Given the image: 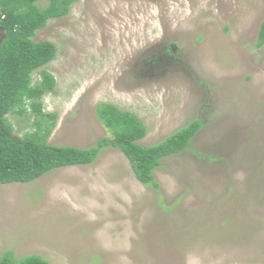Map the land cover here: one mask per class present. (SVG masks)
I'll list each match as a JSON object with an SVG mask.
<instances>
[{
	"label": "rangeland",
	"instance_id": "1",
	"mask_svg": "<svg viewBox=\"0 0 264 264\" xmlns=\"http://www.w3.org/2000/svg\"><path fill=\"white\" fill-rule=\"evenodd\" d=\"M50 0H39L45 7ZM264 0H79L36 40L56 44L42 70L56 115L48 142L87 148L111 136L97 105L136 113L151 145L195 119L188 149L142 183L125 154L0 184V257L50 264H264ZM172 46L173 52L168 51ZM9 114L14 134L35 129Z\"/></svg>",
	"mask_w": 264,
	"mask_h": 264
},
{
	"label": "trees",
	"instance_id": "2",
	"mask_svg": "<svg viewBox=\"0 0 264 264\" xmlns=\"http://www.w3.org/2000/svg\"><path fill=\"white\" fill-rule=\"evenodd\" d=\"M38 1L0 0V29L4 34L0 43V184L30 182L55 168L91 164L103 148L114 147L128 158L138 180L157 187L154 169L163 158L191 147L202 122L195 119L165 139L143 145L140 140L146 136L147 127L141 118L114 103L101 102L96 107L97 114L111 136L100 138L87 148L49 143L56 115L44 111L42 99L54 89L56 78L42 70V79L34 82L33 73L55 58L57 47L52 41L36 40L35 36L50 19L68 14L79 0H50L45 7ZM256 45L264 46V20ZM168 51L173 52L172 46ZM27 101L35 116V129L20 137L14 134L9 114L23 115ZM0 264L50 263L38 254L15 260L11 252H6L0 257Z\"/></svg>",
	"mask_w": 264,
	"mask_h": 264
},
{
	"label": "water",
	"instance_id": "3",
	"mask_svg": "<svg viewBox=\"0 0 264 264\" xmlns=\"http://www.w3.org/2000/svg\"><path fill=\"white\" fill-rule=\"evenodd\" d=\"M3 37H4L3 30L0 29V43H1Z\"/></svg>",
	"mask_w": 264,
	"mask_h": 264
}]
</instances>
